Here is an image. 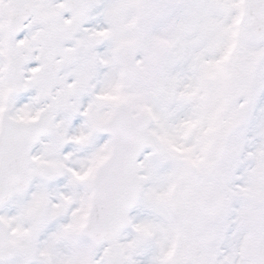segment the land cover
I'll return each mask as SVG.
<instances>
[{"label":"snow or ice","instance_id":"snow-or-ice-1","mask_svg":"<svg viewBox=\"0 0 264 264\" xmlns=\"http://www.w3.org/2000/svg\"><path fill=\"white\" fill-rule=\"evenodd\" d=\"M0 264H264V0H0Z\"/></svg>","mask_w":264,"mask_h":264}]
</instances>
